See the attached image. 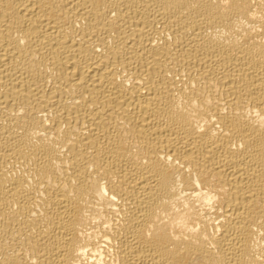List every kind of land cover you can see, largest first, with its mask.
<instances>
[{
    "label": "bare ground",
    "instance_id": "6f19581e",
    "mask_svg": "<svg viewBox=\"0 0 264 264\" xmlns=\"http://www.w3.org/2000/svg\"><path fill=\"white\" fill-rule=\"evenodd\" d=\"M0 264H264V0H0Z\"/></svg>",
    "mask_w": 264,
    "mask_h": 264
}]
</instances>
